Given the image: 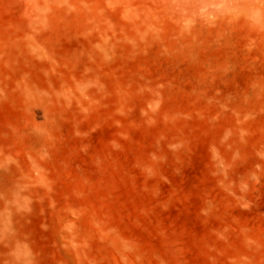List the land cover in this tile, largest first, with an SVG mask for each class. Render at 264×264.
<instances>
[{"label":"rangeland","instance_id":"obj_1","mask_svg":"<svg viewBox=\"0 0 264 264\" xmlns=\"http://www.w3.org/2000/svg\"><path fill=\"white\" fill-rule=\"evenodd\" d=\"M0 264H264V0H0Z\"/></svg>","mask_w":264,"mask_h":264}]
</instances>
